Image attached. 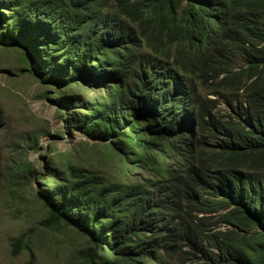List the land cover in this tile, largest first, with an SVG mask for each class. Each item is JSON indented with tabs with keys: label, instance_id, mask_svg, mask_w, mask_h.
Returning <instances> with one entry per match:
<instances>
[{
	"label": "trees",
	"instance_id": "1",
	"mask_svg": "<svg viewBox=\"0 0 264 264\" xmlns=\"http://www.w3.org/2000/svg\"><path fill=\"white\" fill-rule=\"evenodd\" d=\"M0 45L67 127L162 156L135 181L44 167L41 223L88 240L67 264H264V0H0ZM11 245L33 250L26 232Z\"/></svg>",
	"mask_w": 264,
	"mask_h": 264
},
{
	"label": "rangeland",
	"instance_id": "2",
	"mask_svg": "<svg viewBox=\"0 0 264 264\" xmlns=\"http://www.w3.org/2000/svg\"><path fill=\"white\" fill-rule=\"evenodd\" d=\"M28 66L22 49L0 45V264H67L75 252L88 246V240L73 227L54 230L41 223L46 208L34 189L43 183L44 167L64 168L71 161L114 180L135 181L152 175L162 156L151 153L153 159L147 166L141 161L127 162L107 144L67 127L51 99L54 90L39 82ZM95 93L85 90L84 95ZM226 108L219 103L220 113ZM30 135L38 140L35 149L27 147ZM24 232L33 250L14 255L11 238Z\"/></svg>",
	"mask_w": 264,
	"mask_h": 264
}]
</instances>
